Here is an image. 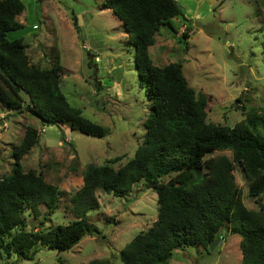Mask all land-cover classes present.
I'll return each mask as SVG.
<instances>
[{
  "label": "rangeland",
  "instance_id": "1",
  "mask_svg": "<svg viewBox=\"0 0 264 264\" xmlns=\"http://www.w3.org/2000/svg\"><path fill=\"white\" fill-rule=\"evenodd\" d=\"M24 11L17 17L23 28L8 33L9 40L23 39L31 64L43 69L56 62L62 68L60 90L82 116L108 130L103 138L90 137L65 124L42 126L25 109L6 112L0 104V178L11 174L12 151L26 127L38 131L35 146L20 161L22 171L41 175L61 193L58 209L33 218L25 212L26 231L65 225L74 219L70 198L83 183L88 165L112 164L114 169L132 159L141 147L151 101L134 64L123 23L102 0H20ZM185 18L170 21L148 49L152 63L164 67L179 63L188 87L206 99V121L227 127L243 123L248 114H264V0H175ZM77 19L79 36L73 25ZM186 34L187 38H183ZM97 85V87H96ZM239 99V102L236 100ZM231 152H214L206 158ZM234 182L243 205L257 211L264 194L251 198L250 181L234 164ZM99 209L87 214L86 236L67 252L38 246L33 261L0 254V264H85L107 260L124 264L119 252L157 218V196L143 182L123 198L96 191ZM240 238L228 229L220 232L212 252L201 247L175 250L168 264H241Z\"/></svg>",
  "mask_w": 264,
  "mask_h": 264
},
{
  "label": "trees",
  "instance_id": "2",
  "mask_svg": "<svg viewBox=\"0 0 264 264\" xmlns=\"http://www.w3.org/2000/svg\"><path fill=\"white\" fill-rule=\"evenodd\" d=\"M102 6L123 23L128 44L134 49L138 77L149 89L151 106L143 143L117 169L112 164L118 159L85 168L82 187L70 198L72 221L48 228H41V221L37 231L28 232L25 212L36 219L43 206L42 219L46 220L58 209L61 193L41 175L22 171L21 159L38 141V131L26 127L21 143L12 151L11 174L0 178V254L33 261L38 246L70 251L86 236L98 234L87 218L89 212L99 209L98 189L123 198L143 182L157 196L158 214L147 230L119 252L124 264H168L175 250L197 246L209 254L210 244L224 229L240 238L241 264H264V206L260 204L257 211L247 209L233 175L237 164L250 181L249 196L264 194V114H248L232 128L208 123L206 99L188 87L181 64L157 67L152 63L148 49L161 28L171 27L175 18L188 22L175 0H102ZM23 11L20 0H0L1 106L15 113L26 108L42 126L67 124L86 136L105 137L106 128L69 105L60 90L59 63L49 69L35 66L23 39L7 38L8 33L23 28L16 20ZM72 25L78 35L75 16ZM222 151L231 152L232 160L206 158ZM85 264L110 263L91 260Z\"/></svg>",
  "mask_w": 264,
  "mask_h": 264
},
{
  "label": "water",
  "instance_id": "3",
  "mask_svg": "<svg viewBox=\"0 0 264 264\" xmlns=\"http://www.w3.org/2000/svg\"><path fill=\"white\" fill-rule=\"evenodd\" d=\"M218 243H219L218 240L213 241V243L210 244V246H209V252H212L214 250V248L218 245Z\"/></svg>",
  "mask_w": 264,
  "mask_h": 264
},
{
  "label": "clouds",
  "instance_id": "4",
  "mask_svg": "<svg viewBox=\"0 0 264 264\" xmlns=\"http://www.w3.org/2000/svg\"><path fill=\"white\" fill-rule=\"evenodd\" d=\"M218 241H219V239H218Z\"/></svg>",
  "mask_w": 264,
  "mask_h": 264
}]
</instances>
